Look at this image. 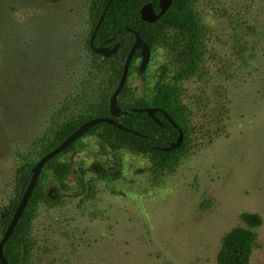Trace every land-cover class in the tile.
<instances>
[{
  "label": "rangeland",
  "instance_id": "obj_1",
  "mask_svg": "<svg viewBox=\"0 0 264 264\" xmlns=\"http://www.w3.org/2000/svg\"><path fill=\"white\" fill-rule=\"evenodd\" d=\"M91 1L0 0V210L17 168L37 160L35 142L109 83L110 64L86 45ZM191 6L201 32L195 71L175 83L181 61L158 46L144 77H128L138 95L158 82L180 88L179 163L157 172L148 154L81 136L55 160L67 174L42 172L58 196L35 209L26 264H217L244 213L261 220L248 264H264V0Z\"/></svg>",
  "mask_w": 264,
  "mask_h": 264
},
{
  "label": "trees",
  "instance_id": "obj_2",
  "mask_svg": "<svg viewBox=\"0 0 264 264\" xmlns=\"http://www.w3.org/2000/svg\"><path fill=\"white\" fill-rule=\"evenodd\" d=\"M107 1H91L89 7L91 30L86 45L93 56L103 58L104 61L110 64L112 73L109 77V83L100 91L96 98L87 102L78 114L58 125L51 136L42 137L35 142V145L40 148L37 160L58 146L88 119L110 117V96L119 83L127 54L134 42V34L127 28L137 31L151 50L162 46L173 59L181 61L175 67V72L172 76L175 83L186 75L192 74L196 69L197 59L200 54L201 32L199 23L192 10L191 0H172L169 8L154 23L143 21L140 17V10L143 5L151 3L154 10L158 12L159 0H113L93 39L95 46L112 45L114 42L119 43L120 46L117 52L112 57L105 58L91 50L89 41ZM119 29L121 32L116 34ZM114 34L116 35L114 40L106 42ZM139 61L140 55L136 51L129 66L128 77L133 70L139 77H144L145 74L141 73L138 68ZM166 69V67H163V72ZM137 92V89L129 85L127 78L117 98L118 106L127 112L119 114L116 120L128 128L138 131L141 135H135L132 131H123L105 122L97 123L83 135L96 136L101 142L112 148H126L141 154H148L152 167L157 172L173 168L179 163L180 154L185 147V139L187 138L185 127L186 109L181 104V90L176 84L158 82L150 90V93L142 91L138 95ZM144 107L164 110L174 123L183 130L184 140L180 147L168 151L161 150L169 142L175 141L178 136V128L161 111L155 112L161 122V125H159L146 112L131 110L132 108L141 109ZM74 143L61 153L69 150ZM61 153L50 159L43 167V170L49 167L56 176L67 174L70 170L69 164L56 163L55 161ZM36 161H26L16 170L14 196L0 210V236L5 232L30 181L31 169ZM94 170L100 175L106 172L104 169L95 168ZM42 172L32 190L23 214L4 245L3 253L9 264H26L28 262L30 250L29 234L35 209L41 202H49L58 196L57 193H49L44 188ZM241 219L245 226L231 229L222 238L217 254V264H248L254 242L253 229L261 225V220L259 216L251 213L242 214Z\"/></svg>",
  "mask_w": 264,
  "mask_h": 264
},
{
  "label": "water",
  "instance_id": "obj_3",
  "mask_svg": "<svg viewBox=\"0 0 264 264\" xmlns=\"http://www.w3.org/2000/svg\"><path fill=\"white\" fill-rule=\"evenodd\" d=\"M113 0H108L105 7L102 10V13L95 25V28L92 32L91 38H90V47L92 49V51L96 54L102 55L103 57H111L112 55H114L119 47V43H115L113 45V47L109 48L107 46H95L93 44V39L94 36L96 34V31L98 30L104 16L105 13L107 11V9L109 8L111 2ZM172 0H159V12L156 13L154 11V8L152 6L151 3H147L145 5L142 6L141 10H140V17L143 21L149 22V23H154L161 15H163L165 13V11L169 8V6L171 5ZM130 32H132L134 34V42L133 45L131 47V49L129 50L125 63H124V67L121 73V77L119 80V83L117 85V87L115 88V90L113 91V93L110 96V103H109V111H110V117H96V118H91L88 119L87 121H85L84 123H82L75 131H73L68 137H66L58 146H56L54 149H52L51 151H49L48 153L44 154L42 157H40L36 163L33 165L32 169H31V178L30 181L10 219V222L5 230V232L3 233V235L0 238V264H9L7 259L4 256L3 253V248L4 245L6 243V241L9 239V237L11 236L18 220L20 219L21 215L23 214V211L28 203L29 197L31 196L32 190L43 170V167L45 166V164L52 159L53 157H55L56 155H58L59 153H61L64 149H66L68 146H70L73 142H75L78 138H80L84 133L87 132V130H89L92 126L96 125L97 123L100 122H105L108 123L109 125H113L123 131H132L135 135H141L138 131L132 130L124 125H122L120 122H118L116 120V118L119 116V114H121L122 112H127L122 110L119 106H118V95L120 93V91L123 89L127 78H128V72H129V66L132 60V57L134 55V53L139 50L140 51V55H141V62L139 65V71L141 73L144 72L149 60H150V56H151V48L148 46V44L141 38V36L139 35V33L135 30L129 29L127 28ZM121 32V30L119 29L117 31L116 34H119ZM115 34L111 37L110 40H113L115 38ZM132 111H142V112H146L147 115L152 118L156 123H158L159 125H161V122L159 121L158 117L155 115L156 111H161L165 117L176 127L178 128V136L175 139V141L173 142H169L167 146L162 147L161 150L163 151H168V150H173L176 149L178 147L181 146V144L183 143L184 140V132L181 128H179L177 126V124L174 123V121L172 120V118L164 111V110H160L158 108H153V107H144L141 109H131Z\"/></svg>",
  "mask_w": 264,
  "mask_h": 264
},
{
  "label": "flooded vegetation",
  "instance_id": "obj_4",
  "mask_svg": "<svg viewBox=\"0 0 264 264\" xmlns=\"http://www.w3.org/2000/svg\"><path fill=\"white\" fill-rule=\"evenodd\" d=\"M159 3V2H158ZM159 6V5H158ZM160 10V9H159ZM155 11V10H154ZM156 12V11H155ZM159 12V11H158ZM158 12H156V13H158ZM111 38H109V39H107L106 40V42L107 41H109ZM114 40V39H113ZM112 41V40H111ZM89 43H90V41H89ZM115 43H118V42H114L112 45H98V46H107V47H109V48H111V47H113V45L115 44ZM120 46V45H119ZM119 48V47H118ZM92 50V49H91ZM138 52H139V55H140V51L139 50H137ZM152 51V50H151ZM96 54V53H95ZM97 55H99V54H97ZM100 56H102V55H100ZM113 56V55H112ZM111 56V57H112ZM103 57V56H102ZM105 58H109V57H105ZM140 62H141V55H140V61H139V65H140ZM139 68V67H138Z\"/></svg>",
  "mask_w": 264,
  "mask_h": 264
}]
</instances>
